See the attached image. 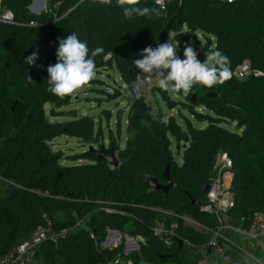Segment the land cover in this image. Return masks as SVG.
I'll return each mask as SVG.
<instances>
[{
    "label": "trees",
    "instance_id": "1",
    "mask_svg": "<svg viewBox=\"0 0 264 264\" xmlns=\"http://www.w3.org/2000/svg\"><path fill=\"white\" fill-rule=\"evenodd\" d=\"M32 2L1 0V8L13 12L14 23H0V256L30 240L48 217L56 230L72 227L74 231L56 242L42 243L38 264H198L189 249L208 243L218 225V216L204 211L208 202L203 190L224 154L235 176L229 218L248 228L254 214L264 212V0L233 4L181 0L167 7L166 16L159 19L132 20L124 16L116 0L111 5L98 0H47L51 7L40 15L30 11ZM138 6L157 5L140 0ZM73 32L87 41L90 50L103 49L95 58L96 73L117 70L130 86L142 73L133 61L142 58L143 49L156 48L173 35L183 55L186 37L193 34V49L198 53L197 32L207 37L199 59L203 61L210 50L221 51L231 61V76L221 85H197L187 94L188 103H181L190 106V117H181L185 126L175 116L166 119L160 111H156L160 118L153 120L148 113L155 110L145 97L136 99L128 113L123 147L120 143L110 146L118 152V167L94 151L79 156L91 163L66 166L63 152L54 149V139L66 135L94 148L100 147L104 136L102 116L98 122L94 116L52 122L45 110L52 106V117L63 115L62 109L79 93L60 98L47 90V67L57 62L59 39ZM33 52H38L35 63L40 67L25 60ZM247 60L257 75L240 81L234 73ZM98 83L103 82L93 79L86 86ZM156 93L171 109L180 103L168 91L159 88ZM108 95L109 101L116 100L122 90ZM198 107L209 113L198 112ZM104 115L110 122L112 114L105 111ZM191 118L207 123L206 127H198ZM224 124H235L236 131ZM173 141L179 153L183 151L181 163L174 156ZM102 148L94 149L100 152ZM167 167L174 187L169 192L149 188L147 177L167 184ZM167 211L178 217L163 213ZM181 216L194 219L210 232L187 229ZM157 220L177 224L178 238L189 245H162L153 234ZM79 221H85L84 226H78ZM109 231L141 237L145 242L138 243L137 252L126 255L124 238L118 247L102 246Z\"/></svg>",
    "mask_w": 264,
    "mask_h": 264
},
{
    "label": "clouds",
    "instance_id": "2",
    "mask_svg": "<svg viewBox=\"0 0 264 264\" xmlns=\"http://www.w3.org/2000/svg\"><path fill=\"white\" fill-rule=\"evenodd\" d=\"M47 1V0H46ZM100 4L111 5L112 0H98ZM123 7L124 16L134 18H155L166 16L167 9L163 0H155V7H139L140 0H116ZM172 41L159 44L156 48L146 47L140 53L142 58L133 61L146 79L155 78L158 87L164 91L190 93L197 86L212 88L225 83L231 76V61L219 50H210L203 61L191 45H186L181 59ZM102 48L90 50L87 41L81 40L76 32L59 39L56 51L57 62L47 67L48 91L60 98L70 97L96 76V57ZM38 52H33L25 60L28 65H36ZM29 81H33L28 76ZM153 120L160 118L159 113L150 111Z\"/></svg>",
    "mask_w": 264,
    "mask_h": 264
},
{
    "label": "built area",
    "instance_id": "3",
    "mask_svg": "<svg viewBox=\"0 0 264 264\" xmlns=\"http://www.w3.org/2000/svg\"><path fill=\"white\" fill-rule=\"evenodd\" d=\"M39 0H35L33 6V9H35L36 2ZM85 0H82V2ZM155 4V0H152ZM176 1L181 2V0H163L164 5L169 7L170 5L174 4ZM228 4H233L236 0H217ZM46 3L44 2V5L41 9H38L37 12H47L46 10ZM0 7H1V1H0ZM1 10V8H0ZM40 10V11H39ZM0 23L3 24H13L14 23V14L10 10H5L2 12L0 11ZM257 75L256 72L252 70V66L250 61H244L241 65H239L234 73V76L240 80L244 81L249 79L251 76ZM151 79H146L145 74L140 73L138 80L132 84V93L138 97V91L142 87H147L151 83ZM140 96L136 99H139ZM218 162L214 168V170L217 169V167L220 164L219 172L216 176H212L213 179H210V182L212 184V189L209 194L206 195L207 197V205L204 208V211L213 213L218 216V225L216 229L211 232V239L208 243L205 245H202L198 248H195L198 264H232V258L231 255L228 253L226 246L224 245V241L226 238L223 236V231L228 228L226 226V222L229 219V211L234 206V199H233V192L229 190L227 187V184L231 181L233 178V174L231 173V161L227 157V155H221L219 157ZM162 212V210H159ZM168 215H171L173 217H178L174 215L172 212L167 211L163 212ZM181 219L188 218L187 216H181L179 217ZM192 226L190 224H185V220L183 222L184 225L190 226L192 229H194L196 232L200 233H207L210 232V230L206 227L201 226L198 222H196L194 219ZM238 223V222H237ZM85 224V221H80L77 225ZM239 224V223H238ZM178 227L177 224H171L168 225L164 221L157 220L155 222L154 228H153V234L154 236L159 240V242L164 245L167 248H172L174 245L177 244L176 239L178 238V235L176 233V228ZM230 229L234 230V232L245 235L247 237L257 239L259 242V250L261 252V259L259 261V264H264V212H257L254 214L253 219L251 221V225L248 228H243L241 225H235L234 227H230ZM74 231V228L70 227L65 230H56L54 228L53 221L45 217L44 223L39 225L34 233V235L31 237L30 240H27L20 244L18 247H16L13 252L6 256H0V264H38L37 259V250L38 247L46 242V241H53L56 242L59 238L65 237L72 233ZM110 236H124V235H111L109 233L108 239ZM121 237V238H122ZM126 242L128 245H135L134 249L138 247V241L145 242V240L141 237H130L125 236ZM91 238L94 239V236L91 235ZM118 238L117 243L120 245L122 239ZM110 240V239H109ZM115 244V247H118L116 245V240L112 241ZM120 242V243H119ZM184 244H188L189 242H184ZM114 248V247H110ZM129 253V252H127ZM134 253V252H133ZM131 254V253H129ZM126 254V255H129ZM126 264V263H122ZM127 264H133L132 262H128Z\"/></svg>",
    "mask_w": 264,
    "mask_h": 264
},
{
    "label": "rangeland",
    "instance_id": "4",
    "mask_svg": "<svg viewBox=\"0 0 264 264\" xmlns=\"http://www.w3.org/2000/svg\"><path fill=\"white\" fill-rule=\"evenodd\" d=\"M34 1L35 0H33L32 4H34ZM43 5H44L43 0L37 1L35 5L34 13L39 14V12L37 11L38 9H41ZM50 7L51 5L47 2L46 10H49ZM1 10L3 12L7 9L1 8ZM196 35L198 37V40L200 42V47H201L200 50L198 51V59H199L201 57L203 48L205 47L207 43V37L200 32H197ZM193 37H194L193 34H190L188 37H186V40L188 41L187 42L188 45H191L194 48L196 41L194 42ZM172 38H173V35L170 36L169 40L174 42ZM175 44L178 45L177 43ZM177 55L181 59L184 58L182 57L183 55L180 54L179 47L177 48ZM94 79H99L103 83H98L97 85H88L82 88L81 90H79L78 91L79 93L76 94L75 100L73 101V103L70 106L64 107L62 109L63 112H66L65 114L62 113L63 115L52 117L51 116L52 106H46L45 110H46L47 116L52 122H67V121H71L75 118H79L82 116H94L96 119V122H98L99 120H101V116H102L104 136L99 141L100 147L104 146L106 149H109L110 146H112L113 144H115V146H118L116 144H119V143L123 147L127 139L128 113H129L131 106L134 104L136 98H138L139 96L145 97V102L149 104L150 106H152L155 111H160L166 119L170 116H175L177 117L179 122L183 126H185L184 123L182 122L181 117L183 116L190 117V110H189L190 106L186 105V107H184V105L181 104V103H184V104L188 103L186 100V96L188 93L187 94L182 93V95H178L175 92L168 91V94L173 101L180 102L179 104L175 106L174 109H171L167 105V103L163 101L162 96L159 93H156V90H158L159 87L156 84L155 78H152L151 83L147 87H142L138 91V97L132 93V87L126 84L121 79L120 74L117 70H109L107 68L103 69L99 73H96V76ZM116 89L122 90V96L116 100L109 101L108 93L113 94L116 91ZM101 90L104 92L106 91L108 93H104ZM105 111H109L112 114L110 122L107 121L106 116L104 115ZM197 111L202 112V113H209L203 107H198ZM120 114L122 115L121 116V127H122L121 128V139L118 138V132H117V124H118ZM191 120L193 121L195 125L201 128H204L207 125V123H198L192 118ZM224 126L232 131H236L235 124L233 125L224 124ZM52 144L56 151L60 150L63 152L64 154L63 165L76 166V165H83V164L91 163L89 159L81 158L79 156L83 153L90 151L92 146L80 142L77 138L63 135L61 137L54 139ZM93 146L95 149L100 150V147H97V145H93ZM172 150H173L176 160L179 163H181L183 160V151L179 153L175 141L172 142ZM116 155L118 157V152L116 153ZM118 160H119V157H118ZM219 169H220V164L217 167V169L213 171V176H216L218 174ZM184 220L182 219V221L186 225L187 224H190L191 226L193 225L192 224L193 220H191L189 217ZM186 225L185 227L187 229H192L190 226H186ZM80 226H84V224H81ZM192 230L195 231L194 229ZM121 237L122 236L120 237L110 236L109 247H113L112 241H115V240H116V245L119 246V244L117 243V239ZM123 238L125 239L123 240L125 254L137 252L139 250V245L136 249H131L132 245L127 244L125 235L121 239ZM139 242H142V241H138L137 243ZM195 254H196L195 248H190L189 249L190 257L191 256L195 257ZM141 264H147V263L143 262Z\"/></svg>",
    "mask_w": 264,
    "mask_h": 264
},
{
    "label": "crops",
    "instance_id": "5",
    "mask_svg": "<svg viewBox=\"0 0 264 264\" xmlns=\"http://www.w3.org/2000/svg\"><path fill=\"white\" fill-rule=\"evenodd\" d=\"M235 225L240 224L229 218L226 222L228 228L223 231L226 238L224 245L231 255L232 264H259L261 252L258 240L234 232L230 227Z\"/></svg>",
    "mask_w": 264,
    "mask_h": 264
},
{
    "label": "water",
    "instance_id": "6",
    "mask_svg": "<svg viewBox=\"0 0 264 264\" xmlns=\"http://www.w3.org/2000/svg\"><path fill=\"white\" fill-rule=\"evenodd\" d=\"M43 1L46 3V0H43ZM32 5L29 7V9H30V11L33 14H35L34 13L35 11H34ZM40 14H42V13L40 12L39 14H35V15H40ZM31 26L39 27V25H37V24H33ZM211 96H216V94H206V97H211ZM14 108H15V106H14ZM90 151L96 152L97 156L100 159H102L103 161L109 163L111 166L118 167L119 160H118V157L116 155V152H115L114 148H110L109 150H107L106 148H102L101 151L98 152L93 147H91ZM164 176L167 179V184L166 185L159 184L158 181L154 177H147L146 178V183H147L148 187L153 189V190H161L163 192H169V190H171L174 187V183L170 179L169 167H167V169H166V171L164 173ZM227 187L229 188V190L231 192H233V199L235 201V193H234V190H235V176L234 175H233V178L231 179V181L227 184ZM211 189H212V184L211 183H207L205 185L203 191L207 195V194L210 193ZM109 233L111 235H113V234H115V235H123L119 231H109ZM176 242H177V244H179V248H181L183 246V244H184V242L181 239H179V238L176 239ZM109 244H110V240L107 238L106 241L102 243V246L105 247V248H110ZM113 247H115L114 243H113Z\"/></svg>",
    "mask_w": 264,
    "mask_h": 264
},
{
    "label": "bare ground",
    "instance_id": "7",
    "mask_svg": "<svg viewBox=\"0 0 264 264\" xmlns=\"http://www.w3.org/2000/svg\"><path fill=\"white\" fill-rule=\"evenodd\" d=\"M131 245H132L131 249H134L135 245H133V244H131Z\"/></svg>",
    "mask_w": 264,
    "mask_h": 264
}]
</instances>
